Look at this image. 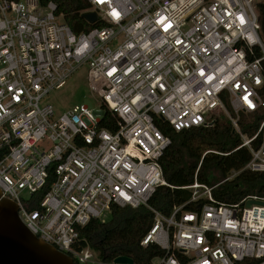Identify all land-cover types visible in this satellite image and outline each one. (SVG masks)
<instances>
[{"label":"built area","instance_id":"obj_1","mask_svg":"<svg viewBox=\"0 0 264 264\" xmlns=\"http://www.w3.org/2000/svg\"><path fill=\"white\" fill-rule=\"evenodd\" d=\"M102 27L76 35L57 5L0 0V191L27 229L75 264H115L77 249L79 229L112 206L148 208L153 225L141 246L163 254L152 264H264V198L217 204L213 190L243 171L264 173V120L243 135L242 113L264 107V0H87ZM262 56H258V55ZM87 64L99 98L56 117L41 106ZM105 108L120 120L101 127ZM230 121L250 152L241 171L215 186L194 184L186 210L150 207L166 186L159 165L180 133ZM46 193L33 209L34 198ZM253 203L250 207L247 204Z\"/></svg>","mask_w":264,"mask_h":264},{"label":"trees","instance_id":"obj_2","mask_svg":"<svg viewBox=\"0 0 264 264\" xmlns=\"http://www.w3.org/2000/svg\"><path fill=\"white\" fill-rule=\"evenodd\" d=\"M41 5L54 2L58 14L65 24L76 34L87 33L102 27L100 22L91 24L85 15L91 11L87 0H39ZM261 24L260 35L264 42V1L258 6ZM259 57L262 55H258ZM264 70V62H263ZM264 100V85L261 89ZM101 127L116 132L120 120L105 108ZM264 120V107L255 113H242L239 127L243 135L253 137ZM165 133L171 138V145L159 160L166 186L157 188L150 201V207L170 216L175 207L185 206L186 210L201 208L205 200L198 204H188L191 191L183 189L194 184L215 186L221 183L232 171H241L251 156L246 148H240L242 139L234 132L230 121L218 120L212 127L194 128L176 133L165 125ZM46 190L34 198L33 209L39 207ZM247 196L264 198V173L243 171L234 180L221 184L213 190L217 204L233 205ZM153 214L146 208H121L112 206L111 218L107 222L92 219L79 229L77 249L89 248L97 258L112 262L119 256L133 259L134 264H152V260L163 252L156 246H141V241L153 225Z\"/></svg>","mask_w":264,"mask_h":264},{"label":"water","instance_id":"obj_3","mask_svg":"<svg viewBox=\"0 0 264 264\" xmlns=\"http://www.w3.org/2000/svg\"><path fill=\"white\" fill-rule=\"evenodd\" d=\"M85 19L95 24L96 13H88ZM253 203L250 201L247 206ZM261 204V203H260ZM115 264H134L133 259L119 256ZM0 264H75L67 254L47 244L39 236L32 234L19 217L18 205L2 198L0 191Z\"/></svg>","mask_w":264,"mask_h":264},{"label":"rangeland","instance_id":"obj_4","mask_svg":"<svg viewBox=\"0 0 264 264\" xmlns=\"http://www.w3.org/2000/svg\"><path fill=\"white\" fill-rule=\"evenodd\" d=\"M89 66L84 64L69 78L66 85L60 89L51 91L41 102V106L50 105L53 107L56 117L73 110L74 107L83 104L97 108L99 98L94 95L88 85ZM111 214H105L101 222H107Z\"/></svg>","mask_w":264,"mask_h":264}]
</instances>
